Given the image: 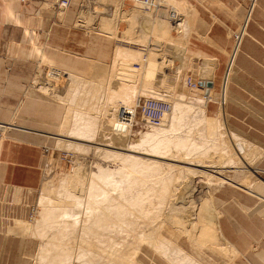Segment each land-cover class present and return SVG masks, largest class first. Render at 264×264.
<instances>
[{"label":"rangeland","instance_id":"1","mask_svg":"<svg viewBox=\"0 0 264 264\" xmlns=\"http://www.w3.org/2000/svg\"><path fill=\"white\" fill-rule=\"evenodd\" d=\"M157 1L156 8L146 9L150 12L145 14L144 7L137 9L140 5L133 0H73L70 8L55 5V11H51L48 18L29 14L15 22L19 28L13 30L1 59L11 61L12 71L22 78L23 89L38 91L49 81L48 86L51 83L58 89L52 87L51 92L43 95L41 103L28 110L29 113L20 109L23 114L15 115V124L56 133L58 130L53 129L52 124L56 119L54 113L68 109L69 125L63 129L61 137H68L69 142L73 139L86 142L78 146L74 143L61 146L42 135L17 130L0 132V137L14 136L43 145L47 160L40 188H0V264H115L114 257L103 256V250H110L114 245L119 251L116 256L128 258L122 261L130 264H250L238 250L224 244L217 222H212L216 240H211L212 235L208 239L202 231L206 226L202 219L208 213L205 204H209L211 198V205H215L216 213L220 214L224 234L243 236L245 228L250 230L252 227V210L245 208V201L254 206L262 202L240 187L221 185L215 178H234L236 163L247 154L254 159L250 167L264 168V68L261 66L264 10L257 23L249 28L257 33L256 39L245 34L237 70L229 82L233 100L228 103L223 119V79H216L217 88L211 80L213 87L204 95L185 86V78L190 75L200 80L213 78L208 76L210 69L200 65V57L191 53V47L195 43L203 45L201 40L209 42V33L213 31L222 44L231 48L233 34L247 14L248 1L193 0L180 5L170 4L166 2L168 0ZM172 13H176V20L171 17ZM104 19H110L118 26L112 22L114 30L106 28L104 31L105 27L101 25ZM67 25L75 27L72 29L75 32L73 52L51 43L50 30L54 26L60 33V41H65L61 44H67L71 33L66 30ZM177 25L181 29L173 28ZM164 31V38H160ZM177 31L180 32L177 34ZM185 36H188V42ZM124 46L132 52L125 50L118 57L116 52ZM149 51L159 54L156 61L161 67L158 64L157 67L148 66V58L152 57ZM64 61H69L80 74L76 88L68 96L69 75L57 71L58 64ZM120 61H127L128 65H122ZM97 64L107 68H102L103 74L93 77ZM146 66L154 68L156 74L148 76L144 70ZM139 97H154L172 105V113L161 127L148 126L138 112L135 118L126 116L134 114L133 107ZM19 102V99H13L11 109ZM121 118L128 123L122 125ZM179 141L181 145L177 144ZM157 142L166 145L165 154L163 151L162 154L152 152L153 144ZM93 143L113 148H103L107 151L98 153L96 147L99 146ZM238 143L245 146L244 155H237L234 145L238 146ZM185 145H192L195 150L183 153ZM221 149L222 152L233 151L235 155L221 156ZM201 154L206 157H200ZM178 161L214 163L225 176L216 175L209 184L207 176L180 169L176 166ZM145 162L155 164V167L148 169ZM79 166H83L88 174L87 197L68 185L69 175ZM104 170L108 174L113 172L110 182L118 181L116 185L108 184L111 193L107 195L100 189L107 181L102 177ZM246 174L247 180L240 181L245 187L259 180L264 182V172L260 170L254 175ZM96 179L97 184L90 186ZM166 183L167 189H164ZM64 207L78 208L86 215L94 216L89 222L82 217L83 223L76 226L62 218ZM118 211L121 213L116 215ZM258 215L264 217V214ZM103 217L118 223H115L116 229L115 224H108L110 227H104L100 234L88 236L86 231L90 223ZM122 261L118 264H123Z\"/></svg>","mask_w":264,"mask_h":264},{"label":"crops","instance_id":"2","mask_svg":"<svg viewBox=\"0 0 264 264\" xmlns=\"http://www.w3.org/2000/svg\"><path fill=\"white\" fill-rule=\"evenodd\" d=\"M173 1L179 3L193 2V0ZM217 1L226 2V0ZM55 3L56 0H0V132L17 130L26 133L42 135L44 137L54 139L55 143L59 145V138L61 137L63 131V126L68 113V109L63 113H61L60 110L54 113L56 119L52 122V124L53 129H55L56 127L58 130L56 133L44 132L34 128L15 124V115L23 114L21 113L22 111H19L20 109L23 110L26 114L29 113L28 110L34 109L37 104L41 103L44 100L43 95L47 94L42 92L40 90V87L38 88V91L23 89L24 86L22 84V78L20 77V75L12 71V66L10 65L11 61L1 59L6 51L7 41L13 36V30L19 28V25H16L15 22H17L21 18H25L29 14H34L36 18H48L50 12L55 11ZM263 10L264 0H257L246 28V33L251 39H256L257 33H254L253 28H251V30L249 31L250 25L255 22L257 23L258 17L261 15ZM246 17L247 14L244 18V22L246 20ZM59 26L60 25H58V28H60ZM66 28V30L71 31V33L69 32V37L67 38V44H61V42L64 43L65 41H60V33L57 29H54V26L51 27L50 30L52 38L51 43L53 46L65 48L67 51L73 52L75 51V45L72 41L74 40L72 39V37L75 38V32H72V29L75 30V27L72 25H67ZM37 31L42 32V30L40 29H38ZM209 34H211L210 41L207 42L205 40H201L203 45L195 43L194 46L191 47V53L197 57H200L198 59L201 61L200 65L202 67L205 66V68H209L210 73H212V71L214 72L211 74L213 78L209 77L208 79L196 80L200 82H204L205 80L210 82L212 80L217 88L218 85L216 83V79L224 78L229 64L232 47L230 48V45H224V43L222 44L213 31H211ZM261 43L264 47V42L261 41ZM240 53L241 46L237 51L232 77L235 76V72L237 70V60L240 56ZM241 56L243 58L244 53H242ZM125 62L127 61H124V63L120 61L122 65H128ZM261 62V66L264 68V49L263 56L261 57ZM99 65L100 64L95 65L93 74L97 70L96 67L98 66L99 68ZM57 68L59 69L57 70L58 72L64 71L66 75L70 76V79L71 76L80 78V74L75 72V68L70 64L69 61L59 63ZM22 96H24L26 100H24ZM13 99H19L20 102L19 105L12 110L10 103ZM231 100H233V98L230 96V89L228 85L226 104H223L224 113H226L227 105L229 102H231ZM31 119L35 120V118ZM259 156V158L262 159V156ZM46 166L47 160L43 145L14 136L0 137L1 189L20 188L27 190H36L40 188L44 181ZM258 170L264 172V168H258L257 166L250 167L248 170H235L236 174L234 178H228L229 182L221 183V185L229 184L232 186L240 187L241 189H244L246 192H248L251 196L257 197L258 199L262 200V202L258 206H254L251 202L245 201V208H250L252 210V215L250 217V219L252 220L251 229L248 230L247 228H245L243 236L231 233L226 236L220 226V214L217 213V223L219 224V230L221 233L220 237L223 240L224 244L232 246L233 248L238 250L241 254L244 255L245 260L250 261V264H264V217L258 215L264 214V182L259 180V182L256 181L253 185L245 187L242 183H240V181L243 182L247 180L249 176L246 173H252L254 175ZM212 201L213 200L211 199L210 203ZM213 206L215 207V205H212V207Z\"/></svg>","mask_w":264,"mask_h":264},{"label":"bare ground","instance_id":"3","mask_svg":"<svg viewBox=\"0 0 264 264\" xmlns=\"http://www.w3.org/2000/svg\"><path fill=\"white\" fill-rule=\"evenodd\" d=\"M105 1V0H104ZM111 1V0H110ZM166 1V0H165ZM166 2H170V4L172 3V4H174L175 3V5L176 4H178V5H180L181 3H179V2H175V1H173V0H168V1H166ZM165 2V3H166ZM257 2V1H256ZM256 2H255V5H256ZM118 3V2H117ZM185 3V2H184ZM109 4V3H108ZM185 4H187V3H185ZM90 5V4H89ZM119 5V4H118ZM139 5V4H138ZM163 5H168V4H163ZM174 5V6H175ZM255 5H254V7H255ZM183 6V5H182ZM187 7H189V5H186ZM117 7V6H116ZM119 7V6H118ZM167 7V6H166ZM169 7V6H168ZM185 7V6H184ZM254 7H253V9H254ZM137 9H141V5H140V7L139 6H137L136 7ZM170 8V7H169ZM186 8V7H185ZM118 9V8H117ZM145 9V8H144ZM184 9V8H183ZM188 9V8H187ZM191 9V8H190ZM190 9H188V10H190ZM253 9L250 11V12H248L247 13V17H246V20H245V25H247L248 24V22H249V19H250V17H251V15H252V12H253ZM106 10V9H105ZM173 10H174V8H173ZM94 11V10H93ZM116 11V10H115ZM119 11V10H118ZM130 11V10H129ZM138 12L139 10H135L134 12ZM141 11V10H140ZM145 12V14H149V12L148 11H146V9L144 10ZM169 11V10H168ZM190 11H192V10H190ZM104 12V11H103ZM186 12H187V10H186ZM189 12V11H188ZM91 12H89V14H90ZM124 13H126V12H124ZM123 13V14H124ZM182 13H185V12H182ZM82 14H84V13H82ZM88 14V13H87ZM151 14V13H150ZM193 14V13H192ZM191 14V15H192ZM130 15V14H129ZM163 15V14H162ZM168 15V14H167ZM96 16V15H95ZM115 16V15H114ZM121 16V15H120ZM123 16V15H122ZM134 16V15H133ZM132 16V17H133ZM105 17V16H104ZM116 17V16H115ZM127 17V16H126ZM162 18H165V16L163 15V16H161ZM86 18V17H85ZM114 18V17H113ZM119 18V17H118ZM107 19V18H106ZM106 19H104L103 20V24H101V25H103L105 28H104V31H105V29L107 28V29H109V30H114V28L113 27H115V26H113V23L112 22H114V21H111L110 19V21L109 20H106ZM116 19H117V17H116ZM167 19V18H166ZM113 20V19H112ZM114 20H115V18H114ZM130 20V19H129ZM171 20V19H170ZM191 20H194V19H192L191 18ZM120 21V20H119ZM147 21V20H146ZM102 22V21H101ZM116 22H117V20H116ZM123 22V21H122ZM130 22V21H129ZM128 22V23H129ZM88 23V22H87ZM90 23H92V22H90ZM131 23V22H130ZM243 23V24H244ZM114 24H115V22H114ZM133 24H134V22H133ZM116 25V24H115ZM130 25V24H129ZM128 25V26H129ZM116 26H118V25H116ZM120 28V27H119ZM174 29H181V26L180 25H177L176 27H173ZM247 28V27H246ZM106 29V30H107ZM116 29V28H115ZM108 30V31H109ZM132 31V30H131ZM166 31V30H165ZM165 31L163 32V35L160 37V38H164V35H165ZM178 32H180V31H177V34H178ZM182 32H184L183 30H182ZM182 32H181V34H182ZM110 33H111V31H110ZM125 33V32H124ZM130 33V32H129ZM246 33V32H245ZM113 35V34H112ZM132 35V34H131ZM135 35V34H134ZM188 36L186 37L185 36V40L188 42ZM119 39V38H118ZM121 39V38H120ZM133 39V38H132ZM159 40V39H158ZM129 42V41H128ZM159 42V41H158ZM153 43V42H152ZM157 42L155 41V44H156ZM158 46V45H157ZM154 47H156V46H154ZM118 48H119V46H118ZM117 48V49H118ZM124 48H125V46H124ZM121 48L120 50L118 49V51L119 52H116V54L118 53V57H121L122 56V54H123V52L125 51V50H128L130 53L132 52V49H130L129 47H127V48ZM123 49V50H122ZM155 50H156V48H154ZM142 50V49H141ZM153 49H151V51H152ZM159 50V49H158ZM239 50V48L238 49H236L235 51H233V56H232V61L230 62V64L228 65V67H227V70H226V73H225V75H224V78H223V85H222V92H223V94H222V96H221V100H222V107H221V114H222V116H223V119H224V116H225V113H224V109H223V104H226V97H227V91H228V85H229V82H230V80H231V77H232V74H233V72H234V62H235V58H236V55H237V51ZM143 51V50H142ZM145 51V50H144ZM156 52H158L157 50H156ZM160 52V51H159ZM158 52V53H159ZM150 55H152V57L151 58H148V62H149V64H148V66H154V67H157V64L159 65V67H161V63H158V61H156V58H157V54L158 53H156V54H152V53H155L154 51L151 53L150 51L148 52ZM121 55V56H120ZM143 55V54H142ZM159 55V54H158ZM117 56V55H116ZM134 56H136V55H134ZM139 57H141V56H139ZM148 57H149V55H148ZM116 58V57H115ZM165 58V57H164ZM118 59V58H117ZM169 60V59H168ZM142 64H143V61H142ZM141 64V65H142ZM165 64V63H164ZM140 65V64H139ZM167 65V64H166ZM102 68H107V66H102V65H99V68H98V66L96 67V71H95V73L93 74V77H96V76H99V75H101V74H103L105 71H104V69H102ZM205 69V68H204ZM209 69V68H208ZM144 70L145 71H147L148 73H147V75L148 76H154L155 74H156V71H155V69L154 68H151V67H147L146 66V68L144 67ZM166 70V69H165ZM214 70V69H213ZM205 73V72H204ZM206 73H207V71H206ZM210 73V72H209ZM208 73V74H209ZM212 73H214L213 71H212ZM212 73H210L209 75H211ZM56 74V73H55ZM55 74H54V76H55ZM162 74H163V72H162ZM165 75V74H164ZM204 76V75H203ZM70 77V76H69ZM211 77V76H210ZM207 78V77H206ZM66 79H68V78H66ZM70 79V78H69ZM77 80H79V78H77V77H72L71 76V79H70V81H71V83H69L68 84V89H67V96L70 94V92L74 89V88H76V84H77ZM214 80V79H213ZM53 81H55V80H53ZM69 81V80H68ZM50 82V81H49ZM48 82V83H49ZM52 82V81H51ZM48 83H46V84H43L41 87H40V90L42 91V92H44L45 94H47L48 92H51L52 91V87H54V86H51L52 84L50 83L49 84V86L47 85ZM47 85V86H46ZM57 87V86H56ZM56 87H54L55 89H57ZM61 87V86H60ZM63 87V86H62ZM53 88V89H54ZM63 88H61V90H62ZM58 90V89H57ZM56 90V91H57ZM66 92V91H65ZM61 94V93H60ZM64 97V96H63ZM66 97V96H65ZM64 100V99H63ZM210 100H211V98H210ZM177 108H180V107H177ZM181 109V108H180ZM179 110V109H178ZM177 110V111H178ZM129 112V111H128ZM127 112V113H128ZM175 112H176V110H175ZM172 113V112H171ZM176 115H177V113H175ZM176 115H175V117H176ZM126 116H133V115H126ZM173 116H174V114H173ZM169 117V116H168ZM68 116H66V119H65V122H64V126H63V129L64 128H67L68 127V125H69V123H68ZM122 119V125H126L127 123H128V121L125 119V118H121ZM124 120V121H123ZM121 122V121H120ZM225 121H224V127L226 126L225 125ZM226 128V127H225ZM227 129V128H226ZM226 134V133H225ZM63 137V138H62ZM62 137H60L59 138V145H61V146H63L65 143H74L75 145H77V144H82V142H86L85 140H82V139H73L74 141L73 142H69L68 141V137H66V136H62ZM77 141H81L80 143H78ZM88 143H91V142H89V141H87ZM228 142V141H227ZM94 145H96V146H99L98 144H95V143H93ZM178 145H181L182 144V142H178L177 143ZM224 145H225V143H224ZM232 145V144H231ZM236 145V144H235ZM234 145V147L236 148V150L238 151V153H237V151L235 152V153H237V155L239 154V155H244L245 154V150H244V147L245 146H242L241 144H239L238 143V146H235ZM78 146V145H77ZM91 146H93L92 145V143H91ZM153 149L155 150H153L152 152H155V153H157V154H162V153H160L161 151H163V153L165 154L167 151L165 150V148H166V145H163L161 142H157V143H154L153 144ZM214 146V145H213ZM229 145H227V147H228ZM95 147V146H94ZM215 150L217 149V146L215 145ZM218 147H220V146H218ZM233 147V146H232ZM234 147H233V149H234ZM98 150H99V152L98 153H102L103 151H107L106 149H103V148H113V147H107V146H99V147H96ZM152 148V147H151ZM226 148V147H225ZM224 149V148H223ZM228 149H229V147H228ZM227 149V150H228ZM246 149V148H245ZM151 150V149H150ZM195 149H192V145H185L184 146V149H183V153H187V152H193ZM212 150H213V148H212ZM229 150H232L231 149V147H230V149ZM235 150V149H234ZM205 151H207V150H205ZM210 151V150H209ZM109 152V151H108ZM128 152H132V153H135V152H133V151H128ZM229 152V151H228ZM228 152H225L224 150H223V152H222V149H221V152H219L220 153V155L221 156H225V154H226V156L227 155H229V157L230 156H233V155H235V154H233V151H230L231 153H228ZM154 153V154H155ZM205 153V152H204ZM217 153V152H216ZM207 154V153H206ZM237 155L235 156V158L237 157ZM147 156H149V157H153V158H157V157H155V156H150V155H147ZM203 156H205V154H203ZM202 156V154H201V156L200 157H203ZM208 156V155H207ZM225 156V157H226ZM246 156V155H245ZM251 154H247V156L246 157H244V156H241V159H239L238 160V162L236 163V164H238V165H240L241 164V166H238L237 165V167L235 168L234 167V170H240V169H245V170H248L249 168H250V164H251ZM197 157V156H196ZM199 157V156H198ZM206 157V156H205ZM220 157V156H219ZM240 157V156H239ZM221 158V157H220ZM235 158H233V159H235ZM219 159V158H218ZM230 160V159H229ZM237 160V159H236ZM254 160V159H253ZM252 160V161H253ZM232 161V160H231ZM198 161H196V163L194 162V163H192V161L191 162H187V161H178L176 164V166H178V167H180V169H185V171L186 172H195L194 174H201L202 176H204V177H208V179L207 180H209V184H210V181H211V179H212V177L214 178V177H216V175H222L224 172L222 171V169H220V168H217V167H215L213 164H208V163H205L204 162V164H203V161H201L200 163H197ZM145 163H148V162H145ZM49 164V163H48ZM155 165V164H154ZM153 164H151V163H148V169H150V168H152V167H155ZM243 165V166H242ZM83 166H79L78 168H77V171L76 172H73V173H71L70 175H69V178H68V185L69 186H74V187H76L75 189H76V191L80 194V195H82V194H84V195H86V197H87V194H88V189H89V186L87 185V183H88V174L86 173V170L85 169H83L82 168ZM157 167V166H156ZM195 168V169H194ZM224 170V169H223ZM225 171V170H224ZM221 172H223V173H221ZM109 173V172H108ZM107 172H105V170H104V173H103V175H102V177L104 178V179H107V181H106V185L104 184L100 189L102 190V192H103V194L104 195H107V194H110L111 193V189H109L108 188V184H111V183H113V184H115L116 185V183H118V181H112V182H110V178L109 177H113L114 176V174H108ZM187 174V173H186ZM224 175V174H223ZM222 175V176H223ZM188 178H189V175L187 174L186 175ZM199 176V175H198ZM225 176V175H224ZM116 177V176H115ZM184 177H185V175H184ZM187 177H185V178H187ZM191 177V176H190ZM200 177V176H199ZM203 177V178H204ZM218 177V178H217ZM215 179H217V181L219 180V183L221 184V183H225V182H229V179H228V177H219V176H217ZM97 179H99V176H98V178ZM97 179L96 180H94L93 182H92V184L90 185V186H95L96 184H97ZM191 179V178H190ZM205 179V178H204ZM127 180V179H126ZM192 181V180H191ZM120 182V181H119ZM170 182V181H169ZM208 182V181H207ZM218 183V184H219ZM170 184V183H169ZM179 184H180V182H179ZM178 184V185H179ZM182 185H183V183H182ZM181 188V187H180ZM164 189H167V183L164 185ZM171 197V196H170ZM173 197V196H172ZM209 198V197H208ZM210 198L208 199V201H209V204H205L206 205V212L208 211V213L206 214V216H204L203 217V219H202V221H204L205 223H203V224H205L206 226H208L207 228H206V226H205V230H204V228H202L201 230L204 232V234L207 236V237H211V235L213 236V234H214V232H213V230L215 229L212 225L214 224V223H212V222H217V220H218V215H217V213H216V209H214L213 207H212V205H210L211 203H210ZM170 201V200H169ZM172 202V201H171ZM168 203H170V202H168ZM209 207H210V209H209ZM140 212V211H139ZM121 212L120 211H118V213L116 212V215L117 214H120ZM216 213V214H215ZM83 214H85L84 216H83ZM61 216H62V218L64 219V220H66L67 222L68 221H72L73 223H76V224H73V225H76V226H78V224L80 225L81 223H83V221H81V218L83 217V218H85L86 219V222H89V218H91L92 216H94V214H89V216L88 215H86V213L85 212H82L80 209H78V208H72V207H64V208H62L61 209ZM84 219V220H85ZM86 222H84V224L86 223ZM111 221H109L108 219H106V218H100V219H96V220H93L91 223H90V227H89V229L86 231V234L88 235V236H90L91 234L92 235H96V234H100L101 233V230H104V227H108L109 225L111 226V224H115L116 222H114V223H110ZM207 222V223H206ZM83 224V225H84ZM109 224V225H108ZM116 224H118V223H116ZM115 224V226L113 225V227L115 228V227H117V225ZM88 225V224H87ZM184 225V224H183ZM186 225V224H185ZM109 226V227H110ZM214 226H216L217 227V225L215 224ZM75 227V226H74ZM84 227V226H83ZM82 228V227H81ZM214 228V229H213ZM116 229V228H115ZM119 229V228H118ZM208 229V230H207ZM213 229V230H212ZM106 230V229H105ZM121 230V229H120ZM27 232V231H26ZM216 232H217V229H216ZM187 233V232H186ZM193 233V232H192ZM195 233V232H194ZM213 233V234H212ZM103 234V233H102ZM191 234V233H190ZM193 235V234H192ZM217 235V234H216ZM215 236V235H214ZM212 237V239L209 237L208 239H211V240H214V238L215 237ZM216 240V239H215ZM214 240V241H215ZM115 244V243H114ZM87 246L90 248L91 247V245H90V243L88 242V244H87ZM92 249V248H91ZM103 249V248H102ZM99 250H101V249H99ZM92 251H94V250H92ZM92 251H91V253H92ZM88 252H90V251H88ZM103 252H104V254L102 253V251H101V254H103V256L104 255H110V257H112L111 259H113V257H114V261H115V264H118L119 263V261L121 262L122 260H123V258H124V256H122L123 258H120L119 259V256L117 257L116 255L119 253V251H118V248H117V246L116 245H114L110 250H103ZM88 254H90V253H88ZM100 254V253H99ZM92 255V254H91ZM119 255V254H118ZM116 256V257H115ZM129 257V256H128ZM105 258V257H104ZM130 258V257H129ZM132 258V257H131ZM71 259V258H70ZM69 259V260H70ZM125 260H128V258H124ZM134 260H135V258H134ZM113 261V262H114ZM90 262V261H89ZM123 262V264H126V262H124V261H122ZM90 263H92V262H90ZM131 263H132V261H131ZM136 263V262H135ZM109 264V263H108ZM127 264H130L129 263V261L127 262ZM133 264V263H132ZM137 264H138V262H137Z\"/></svg>","mask_w":264,"mask_h":264},{"label":"built area","instance_id":"4","mask_svg":"<svg viewBox=\"0 0 264 264\" xmlns=\"http://www.w3.org/2000/svg\"><path fill=\"white\" fill-rule=\"evenodd\" d=\"M73 0H56L55 5L59 8H70ZM136 4L141 5L147 10L156 8L159 1L157 0H133ZM249 7L247 13L250 12L257 0H247ZM171 17L176 20V13H172ZM244 21L242 22L240 28L233 34V46L230 53L229 64L232 61L233 51L238 49L243 42L245 37L246 27ZM228 64V65H229ZM137 67L139 65H136ZM185 86L188 87L191 91H199L202 95L205 94L207 87H205L204 82L197 81L192 75L185 78ZM213 91V90H212ZM134 114L133 118L136 117V114L141 116L142 120L151 127L159 128L166 121L168 115L172 111V105L164 100L157 99L154 97H139L135 102L133 107ZM132 115V113L130 114Z\"/></svg>","mask_w":264,"mask_h":264},{"label":"water","instance_id":"5","mask_svg":"<svg viewBox=\"0 0 264 264\" xmlns=\"http://www.w3.org/2000/svg\"><path fill=\"white\" fill-rule=\"evenodd\" d=\"M204 85H205V87H207L205 93L208 94L209 89L213 87V83L212 82H205Z\"/></svg>","mask_w":264,"mask_h":264}]
</instances>
